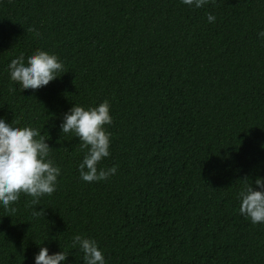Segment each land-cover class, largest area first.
Returning <instances> with one entry per match:
<instances>
[{"label": "trees", "instance_id": "trees-1", "mask_svg": "<svg viewBox=\"0 0 264 264\" xmlns=\"http://www.w3.org/2000/svg\"><path fill=\"white\" fill-rule=\"evenodd\" d=\"M262 29L264 0H0V116L48 133L61 170L38 205L22 193L15 213L0 207V264H33L41 246L75 253V234L106 264H264V224L237 197L240 180L264 177ZM37 48L66 72L21 90L7 64ZM104 100L98 168L117 171L85 182L79 139L59 123L72 104Z\"/></svg>", "mask_w": 264, "mask_h": 264}, {"label": "clouds", "instance_id": "clouds-1", "mask_svg": "<svg viewBox=\"0 0 264 264\" xmlns=\"http://www.w3.org/2000/svg\"><path fill=\"white\" fill-rule=\"evenodd\" d=\"M181 3L193 8H201L209 0H181ZM208 22H214L212 13L206 14ZM264 37V29L257 33ZM9 79L16 82L21 90H36L46 86L65 73L64 63L54 52L34 49L25 56L21 53L10 59L7 64ZM110 105L104 100L96 106L84 107L72 104L62 114L59 123L60 132L72 133L79 139L83 156L77 164L79 178L85 182L105 180L117 171L115 165L104 168L99 163L109 157L111 133L106 125H111ZM46 132V131H45ZM47 133V132H46ZM44 133L36 127L21 125L18 120L7 121L0 116V207L9 213H15L13 206L21 194L32 197L31 205H38L39 198L51 195L56 190L60 167L54 162ZM242 187L237 193L239 212L252 224H264V177H256L250 182L247 177L240 180ZM253 183L255 187H253ZM34 217H44V207L32 209ZM70 249L49 252L47 247H39L33 254V264H76L69 262L68 256L80 254L82 264H106L103 251L95 239L75 234L71 238Z\"/></svg>", "mask_w": 264, "mask_h": 264}]
</instances>
